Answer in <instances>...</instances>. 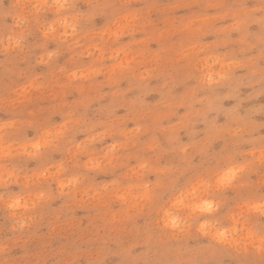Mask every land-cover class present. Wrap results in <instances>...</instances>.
I'll return each mask as SVG.
<instances>
[{"label": "clouds", "instance_id": "clouds-1", "mask_svg": "<svg viewBox=\"0 0 264 264\" xmlns=\"http://www.w3.org/2000/svg\"><path fill=\"white\" fill-rule=\"evenodd\" d=\"M4 113L0 264H264V0H0Z\"/></svg>", "mask_w": 264, "mask_h": 264}, {"label": "rangeland", "instance_id": "rangeland-1", "mask_svg": "<svg viewBox=\"0 0 264 264\" xmlns=\"http://www.w3.org/2000/svg\"><path fill=\"white\" fill-rule=\"evenodd\" d=\"M7 116H9L8 113H4L3 115H0V123H10L11 122L10 119L9 120L5 119V117H7ZM53 119H55V117H53ZM55 122H56V124H61L62 119L61 120H55ZM15 135L18 137H23L27 142L35 143V144L39 143L38 138L34 139L37 134L35 133V131L31 127H26L22 131L15 133ZM52 163L58 165L59 160H57L56 158H53ZM28 165L30 168H32L33 171H35L38 168V165L36 163L31 162V161H28ZM0 217H2V210H0Z\"/></svg>", "mask_w": 264, "mask_h": 264}, {"label": "snow or ice", "instance_id": "snow-or-ice-1", "mask_svg": "<svg viewBox=\"0 0 264 264\" xmlns=\"http://www.w3.org/2000/svg\"><path fill=\"white\" fill-rule=\"evenodd\" d=\"M232 178H233V177H232L231 175L226 174L224 177L221 178V181H220V182L223 183V184H227V183H230V182H231ZM201 207H202V208H205V209H208V208L211 207V205H210L209 202L205 201V202H203V204L201 205ZM171 223H172L173 225H175V223H176L175 218H173V219L171 220Z\"/></svg>", "mask_w": 264, "mask_h": 264}]
</instances>
